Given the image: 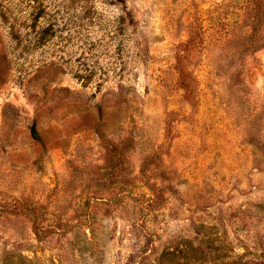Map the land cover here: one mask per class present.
I'll use <instances>...</instances> for the list:
<instances>
[{
    "label": "rangeland",
    "instance_id": "1",
    "mask_svg": "<svg viewBox=\"0 0 264 264\" xmlns=\"http://www.w3.org/2000/svg\"><path fill=\"white\" fill-rule=\"evenodd\" d=\"M0 264H264V0H0Z\"/></svg>",
    "mask_w": 264,
    "mask_h": 264
},
{
    "label": "trees",
    "instance_id": "2",
    "mask_svg": "<svg viewBox=\"0 0 264 264\" xmlns=\"http://www.w3.org/2000/svg\"><path fill=\"white\" fill-rule=\"evenodd\" d=\"M31 129H32V134H33L34 136H37V135H38V131H37V129H36L35 123H33Z\"/></svg>",
    "mask_w": 264,
    "mask_h": 264
}]
</instances>
